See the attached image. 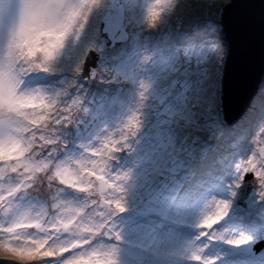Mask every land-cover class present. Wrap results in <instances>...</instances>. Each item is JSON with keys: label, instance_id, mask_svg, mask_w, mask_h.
Returning <instances> with one entry per match:
<instances>
[{"label": "rangeland", "instance_id": "obj_1", "mask_svg": "<svg viewBox=\"0 0 264 264\" xmlns=\"http://www.w3.org/2000/svg\"><path fill=\"white\" fill-rule=\"evenodd\" d=\"M226 1L0 0V248L23 264H264V246L242 252L264 241V77L227 123ZM119 2L128 39L106 49Z\"/></svg>", "mask_w": 264, "mask_h": 264}, {"label": "water", "instance_id": "obj_2", "mask_svg": "<svg viewBox=\"0 0 264 264\" xmlns=\"http://www.w3.org/2000/svg\"><path fill=\"white\" fill-rule=\"evenodd\" d=\"M219 24L218 32L226 48L221 77V106L223 117L230 124L247 111L264 77V0H227L222 7ZM98 36L104 38L106 49L127 41L121 2L115 12H104ZM98 58L99 54L94 49L87 50L80 72L82 81L95 77ZM259 155L263 157L264 149H260ZM96 182L99 194L107 189L102 178H96ZM256 183L252 173L244 174L237 194L239 206L244 205V199ZM263 246L264 241L254 252ZM248 247L250 245L245 246Z\"/></svg>", "mask_w": 264, "mask_h": 264}, {"label": "snow or ice", "instance_id": "obj_3", "mask_svg": "<svg viewBox=\"0 0 264 264\" xmlns=\"http://www.w3.org/2000/svg\"><path fill=\"white\" fill-rule=\"evenodd\" d=\"M0 257L13 261L15 264H23L24 261L31 259L30 255L15 254V250L10 251L7 247L0 248Z\"/></svg>", "mask_w": 264, "mask_h": 264}, {"label": "clouds", "instance_id": "obj_4", "mask_svg": "<svg viewBox=\"0 0 264 264\" xmlns=\"http://www.w3.org/2000/svg\"><path fill=\"white\" fill-rule=\"evenodd\" d=\"M0 261L5 262V264H15V262H13V261H9V260H7L6 258H2V257H0Z\"/></svg>", "mask_w": 264, "mask_h": 264}, {"label": "trees", "instance_id": "obj_5", "mask_svg": "<svg viewBox=\"0 0 264 264\" xmlns=\"http://www.w3.org/2000/svg\"><path fill=\"white\" fill-rule=\"evenodd\" d=\"M204 34H209V32H207V33H204ZM218 36V35H217ZM213 41H215L216 43H220L218 40V38H216L215 36L213 37V39H212ZM252 106V105H251Z\"/></svg>", "mask_w": 264, "mask_h": 264}, {"label": "bare ground", "instance_id": "obj_6", "mask_svg": "<svg viewBox=\"0 0 264 264\" xmlns=\"http://www.w3.org/2000/svg\"><path fill=\"white\" fill-rule=\"evenodd\" d=\"M46 177H49L48 175H46ZM182 238V236L181 237H179V238H177L178 240H180ZM183 238H186L185 236L183 237Z\"/></svg>", "mask_w": 264, "mask_h": 264}]
</instances>
